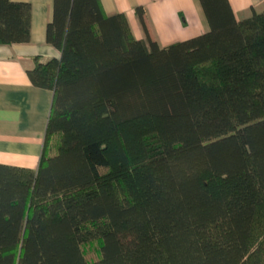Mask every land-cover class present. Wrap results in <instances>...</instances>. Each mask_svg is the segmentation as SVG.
<instances>
[{
	"label": "trees",
	"instance_id": "16d2710c",
	"mask_svg": "<svg viewBox=\"0 0 264 264\" xmlns=\"http://www.w3.org/2000/svg\"><path fill=\"white\" fill-rule=\"evenodd\" d=\"M198 1L208 29L160 46L53 0L60 57L27 70L53 92L45 142L36 169L0 162V264H264V8ZM30 24L0 0V43Z\"/></svg>",
	"mask_w": 264,
	"mask_h": 264
},
{
	"label": "crops",
	"instance_id": "0c3cea01",
	"mask_svg": "<svg viewBox=\"0 0 264 264\" xmlns=\"http://www.w3.org/2000/svg\"><path fill=\"white\" fill-rule=\"evenodd\" d=\"M31 6L30 39L0 43V162L36 169L45 142L53 92L34 86L27 70L36 58L60 57V51L45 39L53 0H11ZM238 19L264 8V0H229ZM106 14L126 15L136 38L166 46L208 29L198 0H100ZM144 8L146 31L134 8Z\"/></svg>",
	"mask_w": 264,
	"mask_h": 264
},
{
	"label": "rangeland",
	"instance_id": "374dc122",
	"mask_svg": "<svg viewBox=\"0 0 264 264\" xmlns=\"http://www.w3.org/2000/svg\"><path fill=\"white\" fill-rule=\"evenodd\" d=\"M97 249H98V247L95 246V247L91 248V250L89 252L95 254V252H96Z\"/></svg>",
	"mask_w": 264,
	"mask_h": 264
}]
</instances>
